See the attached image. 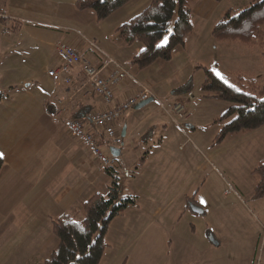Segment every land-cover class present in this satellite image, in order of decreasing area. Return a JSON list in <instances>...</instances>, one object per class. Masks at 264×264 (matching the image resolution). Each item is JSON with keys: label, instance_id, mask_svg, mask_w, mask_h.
<instances>
[{"label": "rangeland", "instance_id": "1", "mask_svg": "<svg viewBox=\"0 0 264 264\" xmlns=\"http://www.w3.org/2000/svg\"><path fill=\"white\" fill-rule=\"evenodd\" d=\"M250 1L222 0L210 18L193 14V33L184 46L175 47L170 60L159 59L144 69L124 62L139 82L151 86L155 97L141 108H129L133 135L114 145L122 148L120 155L112 154V142L101 144L104 155L114 159L110 166L117 172L122 195L137 197L136 203L111 221L101 264H264V197L253 195L251 174L255 157L264 155V127L243 137L228 135L215 141L222 125L216 119L230 104L204 97L202 89L203 67L222 75L232 70L262 73L259 51L227 44L212 35L223 11ZM172 25L164 37H169ZM134 44L142 48L139 42ZM32 46L18 56L22 64L15 67L19 70L11 64L16 60L13 54L0 63V91H13L10 81H18L22 90L31 82L30 91L36 94L54 88L47 75L55 52L48 49L38 55ZM34 66L38 69L33 70ZM22 75H36L39 86L32 80L21 82ZM134 83L136 94L140 85ZM172 96L189 99L187 117L178 122L161 106L168 105ZM155 122L162 124L151 132ZM164 124L168 129L163 133ZM163 166L177 169L176 178H153ZM163 192L168 194L163 196ZM188 197L201 203L205 212L182 207ZM77 217L82 219L81 214Z\"/></svg>", "mask_w": 264, "mask_h": 264}, {"label": "crops", "instance_id": "2", "mask_svg": "<svg viewBox=\"0 0 264 264\" xmlns=\"http://www.w3.org/2000/svg\"><path fill=\"white\" fill-rule=\"evenodd\" d=\"M76 1L0 0V12L7 16L9 26L8 35L0 36V63L13 54L16 60H11V64L19 70L15 67L22 64L18 56L29 52L34 44L38 55H44L48 49L55 52L49 71L59 66L57 45L66 40L93 62H101L110 55L129 71L131 76L125 84L115 87L116 101H125L137 91L134 82L139 80L124 62L131 63L141 49L135 44H124L117 28L152 0H131L101 21L96 20L92 10H78ZM217 4L215 0H196L193 14L210 18ZM11 31L15 33L10 34ZM35 69L38 68L34 66ZM72 75V82L65 83L56 82L48 74L54 88L45 89L43 94L30 91L32 83L28 80L39 86L36 75H22L19 80L27 82L24 90L19 88L18 81H10L8 85L15 89L9 93L0 91V153L4 160L0 170V264H43L58 244L51 218L66 213L79 215L86 200L95 193H106L111 183V177L106 178L109 173L103 159L75 136L68 124L71 118L107 110L110 103L102 101L76 69ZM186 98L172 96L168 103L184 99L188 105ZM128 110L115 123L122 138L133 135V112ZM160 124L155 122L151 132ZM162 127L165 128L160 132H167V125ZM92 129L101 133L95 127ZM181 131L186 133L182 128ZM245 133L229 135L237 138ZM100 136L102 143L107 142L104 134ZM160 142L163 144V139ZM263 157H255L254 167ZM161 168L153 173V178H176L177 169ZM181 204L186 209L197 204L205 212L194 198L188 197ZM211 240L218 244L213 236Z\"/></svg>", "mask_w": 264, "mask_h": 264}, {"label": "trees", "instance_id": "3", "mask_svg": "<svg viewBox=\"0 0 264 264\" xmlns=\"http://www.w3.org/2000/svg\"><path fill=\"white\" fill-rule=\"evenodd\" d=\"M130 1L77 0L75 7L80 11L92 10L96 20L101 21ZM195 1L152 0L140 13L120 25L117 33L121 41L126 45L139 42L144 50L135 54L131 63L138 69H144L159 59L170 60L175 47L184 46L187 37L194 31ZM171 25L173 28L168 43L161 45ZM212 35L227 44L259 51L262 69L259 75L246 70L229 71L223 74L227 80L225 83L212 69L203 67V96L230 104L216 119L222 124L215 139L220 142L229 134L264 127V0H251L244 7L223 11L213 26ZM3 165V157H0V170ZM106 170L111 175V183L106 193H95L86 200L80 213L81 220L78 214L69 213L51 218L58 244L43 264H100L107 247L105 235L111 221L130 204L137 202L136 195H122L117 172L111 166H107ZM251 174L254 178L253 195L264 197V157Z\"/></svg>", "mask_w": 264, "mask_h": 264}, {"label": "built area", "instance_id": "4", "mask_svg": "<svg viewBox=\"0 0 264 264\" xmlns=\"http://www.w3.org/2000/svg\"><path fill=\"white\" fill-rule=\"evenodd\" d=\"M7 16L0 12V36L8 35L9 26ZM59 66L50 69L48 74L56 82L71 83L73 79L72 70L76 69L84 81L92 88L93 92L104 102L110 103L107 110L96 111L83 118L69 119V129L81 141L88 144L97 156L110 166L114 159L107 158L101 149V136L104 134L107 141L113 145L120 144L123 138L118 134L115 127L116 121L131 107L136 106L142 100L155 97L151 87L142 84L140 91L130 95L125 101H116V86H123L125 80L131 76L112 56L106 55L101 62H93L86 58L81 52L66 40H60L57 45ZM165 112L176 122L178 119L187 117L188 111L184 100H176L168 105L161 104ZM100 130L101 133L92 128Z\"/></svg>", "mask_w": 264, "mask_h": 264}, {"label": "water", "instance_id": "5", "mask_svg": "<svg viewBox=\"0 0 264 264\" xmlns=\"http://www.w3.org/2000/svg\"><path fill=\"white\" fill-rule=\"evenodd\" d=\"M154 98L150 97L148 99L142 100L141 102H139L136 105V108H141L143 106H145L146 104L150 103ZM125 134V131L123 132V135ZM111 152L114 156H118L121 154V149L115 146L111 147ZM192 210L196 213H200L202 214L204 212V209L202 207H200L199 205L195 204L192 206Z\"/></svg>", "mask_w": 264, "mask_h": 264}, {"label": "snow or ice", "instance_id": "6", "mask_svg": "<svg viewBox=\"0 0 264 264\" xmlns=\"http://www.w3.org/2000/svg\"><path fill=\"white\" fill-rule=\"evenodd\" d=\"M168 43V37H164V39L161 41V45L167 44ZM161 45H157V47H160ZM141 51H144L141 49ZM222 80H225V83H227V80L223 77V75L219 72L216 73ZM3 156V153H0V157Z\"/></svg>", "mask_w": 264, "mask_h": 264}]
</instances>
